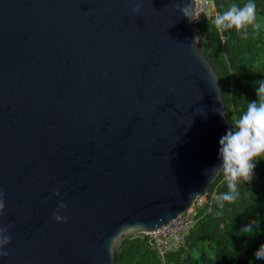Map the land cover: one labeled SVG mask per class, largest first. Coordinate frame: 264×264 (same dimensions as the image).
<instances>
[{
	"label": "water",
	"instance_id": "water-1",
	"mask_svg": "<svg viewBox=\"0 0 264 264\" xmlns=\"http://www.w3.org/2000/svg\"><path fill=\"white\" fill-rule=\"evenodd\" d=\"M191 4L0 0V264H116L219 175L232 124Z\"/></svg>",
	"mask_w": 264,
	"mask_h": 264
},
{
	"label": "trees",
	"instance_id": "trees-1",
	"mask_svg": "<svg viewBox=\"0 0 264 264\" xmlns=\"http://www.w3.org/2000/svg\"><path fill=\"white\" fill-rule=\"evenodd\" d=\"M246 2L214 0L211 16L197 26L200 45L221 80L231 122L256 91L255 81L264 73V0H255L256 22L261 27L256 30L249 25L246 39L235 29L218 31L211 18L232 3ZM239 183L237 194L219 209L218 196L227 188L219 173L205 191L207 200L179 248L162 255L150 243L149 235L140 233L127 238L116 251V264H264V260L255 259L256 250L264 244V151L258 154L252 175L241 177ZM217 211L221 214L216 215ZM249 218L259 223L254 233L244 230Z\"/></svg>",
	"mask_w": 264,
	"mask_h": 264
},
{
	"label": "clouds",
	"instance_id": "clouds-1",
	"mask_svg": "<svg viewBox=\"0 0 264 264\" xmlns=\"http://www.w3.org/2000/svg\"><path fill=\"white\" fill-rule=\"evenodd\" d=\"M135 5L134 12L141 6V0H132ZM257 5L255 0H247L243 5L232 3L221 13L211 18V24L218 31L235 29L242 38L248 37V26L259 30L261 25L256 22ZM178 10L193 21H198L195 6L179 7ZM256 91L247 98L244 108L239 116L231 122L232 127L219 140V158L222 161L219 169L226 182L227 188L218 196V208L223 209L226 201H230L239 190L241 177H250L258 154L264 151V73L255 81ZM223 115V114H222ZM59 196V191L56 192ZM5 207L3 194L0 193V211ZM67 206L61 202L54 219L58 223L66 222L67 217L61 216V210L66 212ZM211 210V209H210ZM219 211L216 215H220ZM259 228V223L252 219L244 222V230L254 233ZM11 242L7 230L0 227V256L7 255L5 251ZM256 260H264V244L255 252Z\"/></svg>",
	"mask_w": 264,
	"mask_h": 264
},
{
	"label": "built area",
	"instance_id": "built-area-1",
	"mask_svg": "<svg viewBox=\"0 0 264 264\" xmlns=\"http://www.w3.org/2000/svg\"><path fill=\"white\" fill-rule=\"evenodd\" d=\"M213 3L214 0H195V10L198 16L197 26L211 16L208 5H213ZM206 200L207 196L205 194L199 196L181 214L148 233L150 243L160 254L163 255L167 251L175 250L185 243L186 236L195 224L199 211Z\"/></svg>",
	"mask_w": 264,
	"mask_h": 264
},
{
	"label": "rangeland",
	"instance_id": "rangeland-1",
	"mask_svg": "<svg viewBox=\"0 0 264 264\" xmlns=\"http://www.w3.org/2000/svg\"><path fill=\"white\" fill-rule=\"evenodd\" d=\"M209 11H212V5H208Z\"/></svg>",
	"mask_w": 264,
	"mask_h": 264
}]
</instances>
